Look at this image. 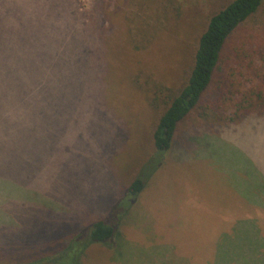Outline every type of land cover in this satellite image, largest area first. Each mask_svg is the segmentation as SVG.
<instances>
[{"label":"rangeland","instance_id":"1","mask_svg":"<svg viewBox=\"0 0 264 264\" xmlns=\"http://www.w3.org/2000/svg\"><path fill=\"white\" fill-rule=\"evenodd\" d=\"M229 1L2 3L11 46L0 55V254L67 245L122 206L157 160L154 129L187 83L210 17ZM262 28L264 4L231 44L240 90L264 86V52L259 60L249 39ZM229 184L249 203L264 199V115L224 124L194 113L121 218L120 236L92 244L83 264H264V237L219 234L231 229L222 215L246 213Z\"/></svg>","mask_w":264,"mask_h":264},{"label":"trees","instance_id":"2","mask_svg":"<svg viewBox=\"0 0 264 264\" xmlns=\"http://www.w3.org/2000/svg\"><path fill=\"white\" fill-rule=\"evenodd\" d=\"M4 1V2H3ZM3 17L7 15L4 10L5 0H0ZM2 3L5 4L4 8ZM264 0H230L220 10L212 14L205 31L199 38L194 54V65L187 83L173 94L169 107L164 111L153 132L154 147L157 160L146 166L140 175L127 189L126 200L121 207L116 208L109 220H98L72 238L67 245L61 241L49 244L42 250L35 251L40 245L30 246L24 253L20 251L0 254V264H83L85 252L92 244L101 243L108 245L119 234L121 218L128 211L132 200L136 199L145 189L148 181L158 169L160 157L173 149L175 135L181 123L194 113L203 119L224 124H239L246 117L264 115V86L249 87L244 91L236 88L233 78L232 62L235 57L234 47L231 45L239 30L254 18ZM9 5V4H8ZM8 9V6H6ZM264 28L257 29L250 35L253 39V52L262 60L264 52ZM262 32V33H261ZM4 40V41H2ZM234 42V41H233ZM10 42L2 36L0 28V55L4 54L3 44ZM31 53L36 49L26 48ZM251 51V47H249ZM253 62L249 70L260 74L262 69ZM260 68V69H259ZM264 85V84H263ZM218 94L212 101L207 100L211 90ZM2 99L0 98V101ZM21 101V97L20 100ZM201 111V113H200ZM47 249V250H46ZM45 251L54 252L44 255ZM57 251V252H55Z\"/></svg>","mask_w":264,"mask_h":264},{"label":"crops","instance_id":"3","mask_svg":"<svg viewBox=\"0 0 264 264\" xmlns=\"http://www.w3.org/2000/svg\"><path fill=\"white\" fill-rule=\"evenodd\" d=\"M227 168L232 169V167L223 166L224 170H226ZM250 178L253 181L251 176ZM228 194L231 196L234 195L238 197L240 203L237 204V208L242 210V213L245 211L246 213L240 217H234L233 216L234 214L231 217L222 215L221 216L222 222L229 220L231 229L221 231L219 234L222 237L223 236L231 237L230 238L231 242H233L234 236L242 237L243 235H249V237H257V236L264 237V199L249 203V201H247L246 198L241 199L240 196H238L235 190L233 189V186H231L230 184H229ZM232 225L233 226L235 225V227H232ZM249 244H251L250 241Z\"/></svg>","mask_w":264,"mask_h":264}]
</instances>
